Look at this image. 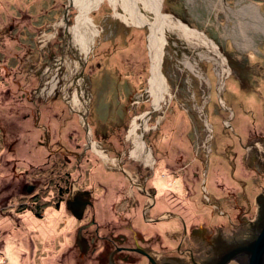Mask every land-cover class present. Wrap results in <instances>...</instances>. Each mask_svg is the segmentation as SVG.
<instances>
[{
	"label": "rangeland",
	"instance_id": "374dc122",
	"mask_svg": "<svg viewBox=\"0 0 264 264\" xmlns=\"http://www.w3.org/2000/svg\"><path fill=\"white\" fill-rule=\"evenodd\" d=\"M69 2L0 0V264H89L79 259L74 243L80 221L62 209L63 203L61 209L53 206L50 190L56 178L49 181L48 173L36 176L39 166L61 159L64 149H74L76 143L81 145L78 158L82 147H89L82 164L91 175L82 180L90 184L91 179H101V165H155L159 174L164 165H174V169L189 165L190 172L196 169L199 176L187 186L199 196L206 165H210L208 194L218 197L212 202L232 215L198 221L227 223L239 210L253 220L257 213L254 198L264 185L260 166L264 165V0H162L161 72L169 95L160 110L153 109L148 91L149 27L127 23L115 13L123 12L120 4L114 9L108 0L89 12L93 27L82 26V30L87 37L93 28L98 30L91 51L86 57L75 44L65 59L73 62L74 53L84 59L81 89L87 100L90 139L118 160L115 164L89 146L87 126L61 91L68 70L65 64L57 68L54 64L63 57L65 28L75 24L79 12ZM149 14L152 19L153 13ZM218 56L224 59L226 70ZM48 70L58 75L52 89L49 84L43 86ZM141 114L149 115L148 131L141 135L152 154L146 164L130 155L133 145L126 139L131 121ZM41 127L48 129V146L40 143L45 141ZM49 149L60 153L49 158ZM77 160L70 158L72 165ZM230 165H250V169L239 167L235 183L229 180ZM212 166L227 171L229 179L222 185L233 194L223 191L221 195L218 179L210 183ZM128 172L131 181H138L136 173ZM77 176L72 170L69 177ZM118 177L123 191L115 205L118 208L126 201L122 211L128 213L132 190ZM44 181V186H51L42 189L41 197L29 196L24 189L25 184L39 189ZM193 209L186 208L184 213Z\"/></svg>",
	"mask_w": 264,
	"mask_h": 264
},
{
	"label": "flooded vegetation",
	"instance_id": "af4514ba",
	"mask_svg": "<svg viewBox=\"0 0 264 264\" xmlns=\"http://www.w3.org/2000/svg\"><path fill=\"white\" fill-rule=\"evenodd\" d=\"M40 129L43 130L45 140L40 143L48 146L46 138L48 129L46 127ZM2 135V142L5 143V134ZM80 146L76 143L74 149H64V157L61 159L51 164L45 162L44 165L39 166L36 176L43 178V175L48 173L49 181L56 178L54 189L50 190L53 191L54 208L61 209L63 203L64 208L62 209H65L72 218L80 221L75 232L74 243L79 253V259L82 261L89 264H203L212 256L216 240L219 238L246 236L252 218L245 216L242 210L237 212L234 220L227 221V223L206 225L202 219L198 221V218L207 216L210 219L215 216L230 218L232 214L221 210L220 205L212 202V199L218 197L212 195L211 198L209 196L204 178L201 182L204 183V189L201 188L202 184L199 185V196L190 192L187 183L195 184L199 173L196 169L190 172L189 165L188 167L187 165H178V168L175 169L174 165H164V171L160 174L156 173L155 165H150L151 167L145 165H101L99 174L102 173L103 177L100 176L101 179H98L97 182L91 179L90 184L85 182V179L82 180V176L87 178L91 175L90 168L84 170L85 165L82 164L85 163L84 153L89 147L87 145L82 147V155L78 158L77 151L81 148ZM49 153V158H51L52 155L60 153V150L54 152L49 149ZM71 156L78 159L73 165L70 162ZM126 166L130 172L136 173L138 181H131V175L128 174ZM243 166L250 169V165H230L231 176L226 174L227 178H218L217 187L222 192H226L227 189H224L222 184L227 183L226 180L229 179V176L231 177L229 180L238 183L239 179L233 176H235V172L240 173L238 169L239 167L243 169ZM260 166L264 168V165ZM246 169L243 170L246 171ZM69 170L77 171L79 176L70 178L71 171ZM119 175L129 183L132 189V197L129 198L125 211L131 214H140L141 221L150 227L147 231L139 230L130 219L122 220L120 218L125 212L119 213L115 205L118 199H121L123 191ZM256 176L262 177L261 174ZM161 178H165L163 180L168 184L162 190L156 185V182ZM45 182L39 189L35 185L29 184L26 188L27 193H31L29 196L41 197L42 189L51 186L48 184L44 186ZM81 182L84 186L81 185ZM30 186L31 188L28 190ZM77 191L89 192L88 200L90 202L84 207L81 219H76L65 205L66 199ZM232 192L234 193V191L228 190L227 194L230 195ZM262 192H264V185L258 195ZM258 195H255L254 199ZM191 197L194 198L193 202ZM108 199H114V201L108 202ZM161 200L165 202L166 206L163 210L157 211ZM193 206L194 209L186 215L185 209H191ZM202 208L205 210L202 211ZM108 214L112 218L117 217L118 220H106L104 217ZM84 218L87 219L83 221ZM160 224L169 226L160 228L157 226ZM77 240L81 243L83 251ZM236 262L243 264V260Z\"/></svg>",
	"mask_w": 264,
	"mask_h": 264
},
{
	"label": "bare ground",
	"instance_id": "6f19581e",
	"mask_svg": "<svg viewBox=\"0 0 264 264\" xmlns=\"http://www.w3.org/2000/svg\"><path fill=\"white\" fill-rule=\"evenodd\" d=\"M103 0H70V4H75L79 12L75 19V24L73 26H67L64 32V44H63V57L56 60L54 66L57 64H65L68 70V76L64 81V84L61 88V91L64 95V98L69 102L72 110H78L82 120L87 113V100L84 97V92L81 89V81L83 80L81 69L84 62L83 57L79 58L78 53L75 54V60L73 62L67 61L66 55L67 51L74 52V46L80 48L81 52L86 54L92 49L94 36L98 33V30L93 28L92 33L87 37L82 30V26L90 27L93 25L92 19L89 17V12L97 8L98 5ZM114 9L120 4L123 12L117 13L123 20L129 24L135 25H147L150 29V35L148 38V49L151 62V76L149 79V94L152 97V106L154 110H160L162 104H165L167 101V96L169 95V87L167 85L166 79L161 72V61L163 57V20L161 18L160 9L162 0H108ZM144 10V11H142ZM153 13V17L149 16V13ZM60 23V22H59ZM58 23V24H59ZM62 25L64 23L61 21ZM93 27V26H92ZM201 38L205 39L202 35ZM217 52V49H215ZM221 60V65L226 70L224 66V59L221 56H218ZM58 67V65H57ZM56 67V68H57ZM49 74V70L47 71ZM63 77V76H62ZM46 81L43 83V86L46 87L49 84V89H52L58 80V75L49 74L44 77ZM64 78V77H63ZM70 88L73 89L70 91ZM82 100V102H81ZM149 115L141 114L137 115L131 121L130 127L127 130L126 139L129 140L133 147L131 149V156L137 158L143 163H149L152 160V154L150 149L143 142V137L141 136L146 131H148V122ZM87 126V125H86ZM88 132V141L89 146L93 148L106 162L115 164L118 160L110 158L103 151L99 150L95 146V142L90 139V129L86 127ZM140 129L141 132L138 131ZM205 264V263H203ZM243 264H246V259H243Z\"/></svg>",
	"mask_w": 264,
	"mask_h": 264
},
{
	"label": "water",
	"instance_id": "95a60500",
	"mask_svg": "<svg viewBox=\"0 0 264 264\" xmlns=\"http://www.w3.org/2000/svg\"><path fill=\"white\" fill-rule=\"evenodd\" d=\"M69 5L71 4L68 3ZM67 11L64 13V19H66ZM169 15L180 21L172 14ZM205 37L207 36L205 35ZM219 98L221 99L220 95ZM84 124L88 126L86 116L84 117ZM84 128L87 132L86 127ZM30 188L31 186L28 190ZM88 195V191H77L66 199L65 205L76 219L82 218L83 209L90 202ZM255 200L257 203V213L255 218L250 221L246 236L229 239L219 238L216 240L212 256L207 259L205 264H227L232 260L242 261L243 259H246V264H264V192L260 193ZM77 242L83 251L81 243L78 240Z\"/></svg>",
	"mask_w": 264,
	"mask_h": 264
},
{
	"label": "crops",
	"instance_id": "0c3cea01",
	"mask_svg": "<svg viewBox=\"0 0 264 264\" xmlns=\"http://www.w3.org/2000/svg\"><path fill=\"white\" fill-rule=\"evenodd\" d=\"M164 170H161V173L163 172ZM209 173H210V165H208V168L206 169V172L204 173L205 174V178H204V181H205V184L207 185V179H208V175H209ZM226 173H227V171H221L220 170V168L219 167H214V166H212V176H211V180H210V183L212 182V180H213V183H214V181H215V179H218V178H220V177H222V178H227V175H226ZM201 174H203V173H201ZM163 179H165V178H161V180H163ZM203 179V178H202ZM160 182V180H158L157 182H156V185L157 186H159V187H161L160 188V190H162V188L164 187V184H166V182L163 180V182L161 183V184H158ZM206 189L207 190H210V188L208 187V186H206ZM132 190V189H131ZM211 191H212V189H211ZM215 192V191H214ZM130 195H131V197H132V194H131V192H130ZM124 199V198H123ZM126 205V201H125V203H123L122 205H120L117 209H119L118 210V212L119 213H124V211H122V210H124V206ZM163 208H165V202L163 201V200H161L160 201V205H159V208L157 209V211L158 210H163ZM9 211V210H8ZM121 211V212H120ZM18 214V213H17ZM16 214V215H17ZM128 214V215H127ZM12 216H14V215H12ZM18 217V216H17ZM105 218V217H104ZM120 218H122V220H125V219H130L131 220V222H132V224L135 226V227H137L139 230H141V231H147L150 227H148V225H146V224H144L142 221H141V216H140V214H129V213H124V214H122L121 216H120ZM99 219V218H98ZM101 219V218H100ZM106 220H109V219H115V220H118V218L117 217H114V218H112V217H110V216H107L106 218H105ZM102 220V219H101ZM165 226H169V225H165V224H160L159 225V227L160 228H163V227H165ZM75 240V239H74ZM51 261H52V259H51ZM53 262V261H52Z\"/></svg>",
	"mask_w": 264,
	"mask_h": 264
},
{
	"label": "trees",
	"instance_id": "16d2710c",
	"mask_svg": "<svg viewBox=\"0 0 264 264\" xmlns=\"http://www.w3.org/2000/svg\"><path fill=\"white\" fill-rule=\"evenodd\" d=\"M60 172H61V171H60ZM28 186H29V184H25V185H24V189L27 188Z\"/></svg>",
	"mask_w": 264,
	"mask_h": 264
}]
</instances>
